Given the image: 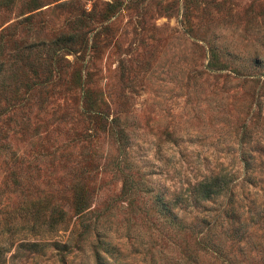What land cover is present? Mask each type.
<instances>
[{"label":"rangeland","instance_id":"obj_1","mask_svg":"<svg viewBox=\"0 0 264 264\" xmlns=\"http://www.w3.org/2000/svg\"><path fill=\"white\" fill-rule=\"evenodd\" d=\"M219 172L264 208V0H0V264H264L156 211Z\"/></svg>","mask_w":264,"mask_h":264},{"label":"trees","instance_id":"obj_2","mask_svg":"<svg viewBox=\"0 0 264 264\" xmlns=\"http://www.w3.org/2000/svg\"><path fill=\"white\" fill-rule=\"evenodd\" d=\"M217 62L218 61L214 63V66H216ZM215 68H217V70L224 69V67ZM120 133H122V131H120ZM247 167H249V163L245 161L244 168L247 170ZM251 177L252 176L249 175L244 181L249 182ZM232 181V176H229L227 173H211L194 183L189 189H186L185 191H188V193L185 196H183L182 192L175 194L173 197L163 192L157 194L155 196L154 206L157 213L163 216L171 227L173 226L179 230H189L193 232L195 227L199 224H206L207 226L203 235L208 237L209 231L213 227L216 229L217 226H223V224L226 223L229 225L226 228H231V231L234 232L231 237L240 240L248 231V225L252 227L249 222L253 224L256 219L260 221L264 220V208H257L255 203L251 201L253 205L252 210H249V214L245 217L243 199L235 200L233 198L234 194L232 188L234 185ZM227 194V201L225 203L219 202L217 207H215L214 205L217 204L218 199L220 197H225ZM199 208L201 209V213H206L201 216L196 215V217H194L195 222L187 223L181 216L183 212L189 209L199 210ZM210 212H214L215 215H211L212 213ZM88 226H90V223ZM214 234L215 230L211 236ZM216 247L221 248L218 244ZM99 254L97 250L94 252L95 259L97 264H103L99 262L101 259Z\"/></svg>","mask_w":264,"mask_h":264}]
</instances>
